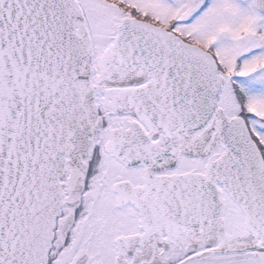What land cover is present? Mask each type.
<instances>
[{
    "label": "snow or ice",
    "instance_id": "snow-or-ice-1",
    "mask_svg": "<svg viewBox=\"0 0 264 264\" xmlns=\"http://www.w3.org/2000/svg\"><path fill=\"white\" fill-rule=\"evenodd\" d=\"M0 264H264V0H0Z\"/></svg>",
    "mask_w": 264,
    "mask_h": 264
}]
</instances>
